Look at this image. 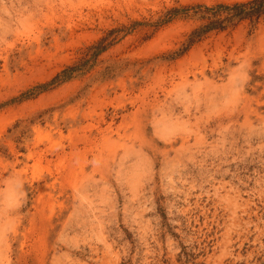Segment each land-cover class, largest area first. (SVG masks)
Returning a JSON list of instances; mask_svg holds the SVG:
<instances>
[{"label":"rangeland","instance_id":"1","mask_svg":"<svg viewBox=\"0 0 264 264\" xmlns=\"http://www.w3.org/2000/svg\"><path fill=\"white\" fill-rule=\"evenodd\" d=\"M242 1L0 0V264H264V16L177 59L200 21L139 27L35 95L112 28Z\"/></svg>","mask_w":264,"mask_h":264},{"label":"trees","instance_id":"2","mask_svg":"<svg viewBox=\"0 0 264 264\" xmlns=\"http://www.w3.org/2000/svg\"><path fill=\"white\" fill-rule=\"evenodd\" d=\"M263 16L264 0L218 3L212 6L199 4L195 6L165 8L155 20L134 21L130 25H121L108 30L98 41L87 46L76 62L58 72L50 82L38 86L35 95L57 88L89 72L100 55L139 27H152L157 31L178 18L197 19L200 21L201 24L189 33L182 47L171 55L172 59H177L186 54L209 33L225 31L243 21H249L251 26L254 27ZM23 98L29 99L32 96H23Z\"/></svg>","mask_w":264,"mask_h":264}]
</instances>
